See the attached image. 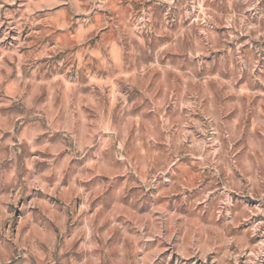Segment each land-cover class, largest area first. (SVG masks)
I'll return each mask as SVG.
<instances>
[{
    "label": "rangeland",
    "instance_id": "rangeland-1",
    "mask_svg": "<svg viewBox=\"0 0 264 264\" xmlns=\"http://www.w3.org/2000/svg\"><path fill=\"white\" fill-rule=\"evenodd\" d=\"M0 264H264V0H0Z\"/></svg>",
    "mask_w": 264,
    "mask_h": 264
}]
</instances>
